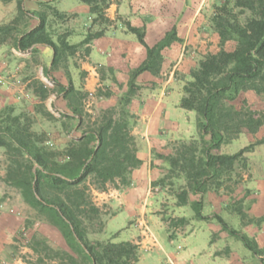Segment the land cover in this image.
I'll return each instance as SVG.
<instances>
[{
	"label": "trees",
	"instance_id": "1",
	"mask_svg": "<svg viewBox=\"0 0 264 264\" xmlns=\"http://www.w3.org/2000/svg\"><path fill=\"white\" fill-rule=\"evenodd\" d=\"M77 1L86 4L89 13L94 15L92 21L103 27L88 30L77 44H68L64 35L55 42L47 30L46 14L42 12L38 14L37 24L18 36L16 46L20 49L36 44L50 47L53 53L51 66H54L62 53L73 54L78 47L102 36L105 26L112 23L105 14L109 0ZM229 4L224 0L215 5L210 18L211 27L219 37L218 50L206 53L197 61L182 87L179 105L194 111L198 138L173 141L171 154H157L170 173L176 171L185 179L186 187L176 193L179 206L187 204L189 192L194 195L206 192L222 173L231 171L236 162L245 163L244 154L263 141L256 140L231 154L215 151L236 139L241 132L255 133L264 125V114L251 110L245 99L239 108L234 105L243 91L264 94V0H233L232 7L239 12H234ZM16 9L20 15V0H16ZM243 11L249 14L240 19L239 14ZM53 13L58 15L54 9ZM13 23L14 19L0 25V32L8 34ZM124 25L145 47L146 57L129 71L126 90L118 98L117 107L102 109L91 119L82 107L88 92L75 89L68 79L66 86L58 84L57 89L65 97L72 116L77 118L75 129L81 128V131L62 150H50L37 144L29 123L21 121L20 115L11 116L9 124L0 128V147L8 157L4 180L18 188L24 202L57 227L70 245L79 246L80 261L65 253L71 264H137L138 261L137 244L131 241L92 242L87 238L86 222L101 214L91 199L90 190L105 191L116 180L119 185L128 184L131 169L141 163L136 156L135 138L130 127L135 116L127 105L139 88L135 83L138 74L143 71L158 73L162 63L161 50L179 39L172 28L157 43L148 46L143 28L133 27L128 21ZM229 40L235 44L227 50L225 43ZM83 51L88 53L89 47ZM97 91V95L109 96V91L104 94ZM39 94L44 99L48 90L41 86ZM190 207L196 219H206L201 213L200 199L191 201ZM238 214L242 223H247L241 210ZM215 218L223 230L253 255L259 256L264 264V247H259L254 238L228 226L219 215ZM262 220L264 214L255 222ZM179 223L184 224L185 219L179 218ZM55 253L59 251L55 250Z\"/></svg>",
	"mask_w": 264,
	"mask_h": 264
},
{
	"label": "crops",
	"instance_id": "2",
	"mask_svg": "<svg viewBox=\"0 0 264 264\" xmlns=\"http://www.w3.org/2000/svg\"><path fill=\"white\" fill-rule=\"evenodd\" d=\"M220 1L222 0H109L105 14L112 20L111 25L105 26L102 36L84 44L83 48L78 47L73 54H66L64 69L58 62L51 66L53 53L50 47L43 44L31 46L38 60L45 67L43 72L54 77L58 84L66 86L67 80L70 79L75 89L87 92H93L96 88L100 90L102 86L104 90L106 85L109 96L99 95V98L105 101L110 97H117L118 93L125 92L129 71L137 67L146 57L145 47L138 42L132 32L126 29L124 22L128 21L133 27L143 28L144 41L148 46H153L166 32L175 28L179 40L173 41L161 50L162 63L158 73L143 71L138 74L135 83L139 88L127 105L129 112L135 116L131 134L135 138L136 156L141 163L131 169L128 184L96 193L98 197L96 199L105 203L110 211L105 221V228L107 230L110 224L114 226L112 230L107 231L118 232L115 237L117 241H136L138 235L144 233V227H147L148 223H156V219L150 214L153 211L152 204L145 202L148 188L160 175L155 154L166 153L170 141L196 135V115L194 111L180 107L179 101L184 82L189 79V70L195 66L197 58L218 50V34L211 30L206 20L212 14L213 6L218 5ZM42 4L56 10L58 16H70L63 24L57 21L53 23L63 25L64 38L68 44H77L88 30L95 31L103 27L92 21L94 15L89 13L88 6L77 0H20L24 19V29L20 36L37 24L38 14L45 13L46 19L52 17V14L41 11ZM15 13L16 0H0V24L9 21ZM50 35L56 42L55 36ZM227 45L226 42L227 50L232 49L227 48ZM86 46L89 47L88 53L83 51ZM79 51L81 56L77 59L76 55H79ZM5 61L7 60L3 59L2 62ZM114 80L122 86L118 92L113 83H110L115 82ZM0 92L3 93L1 90ZM55 92L56 101L52 102L53 107L72 116L66 101L61 102L62 92L57 88ZM239 97L250 104H255L254 106L264 114L262 94L258 95L247 90L241 92L237 99ZM261 139L262 142L257 143L251 151L244 154L246 190L242 194V204H246V212L252 218L264 214V125L255 133L241 132L236 139L227 144L228 150L224 152L234 153ZM15 224H20L18 218L0 211V234L10 225L8 231L12 235ZM242 231L253 237L259 247H264V220L259 223H248ZM122 234H124L123 238ZM191 237L186 236L182 240L181 252L170 251L172 243L166 241L161 253L145 252L140 255L137 264H242L237 258L234 262L233 251L222 257L215 255L217 249H220V246L212 248L216 245L215 242L210 244L206 242L208 251L207 248L196 249L194 247L196 239ZM229 239L230 237L225 238L228 244ZM193 253L197 256H193ZM193 259L198 262H191Z\"/></svg>",
	"mask_w": 264,
	"mask_h": 264
},
{
	"label": "rangeland",
	"instance_id": "3",
	"mask_svg": "<svg viewBox=\"0 0 264 264\" xmlns=\"http://www.w3.org/2000/svg\"><path fill=\"white\" fill-rule=\"evenodd\" d=\"M223 1L224 0L220 1L218 5ZM228 1L230 2V7H232L233 0ZM41 9V11L52 14L53 18L48 17L46 21L47 30L50 34L55 36L57 41L58 37L64 35V31L63 25L59 26L53 24L54 21L63 24L70 16L55 15L52 8L46 4H42ZM232 9L234 12H239L237 8L232 7ZM248 14L247 11H243V13L239 14L240 19L248 16ZM211 16L212 14L208 17L206 22H208L211 30H213L210 22ZM13 19L14 23L12 25V30H10L8 34L0 32V66L3 68H0V90L3 91V93L0 92V128L9 122L11 116L20 115L21 121L29 123L30 130L34 133L33 139L37 144L43 145L50 150H62L69 141L79 136L81 128L75 129L77 118L68 115L65 111H59V115H55L51 112L48 100L51 98V105L54 100L56 101L55 90L58 83H56L54 77L48 76L52 79L53 86L48 87L46 85L45 87L43 85L41 73L45 75L43 72V68L45 67L38 60L33 48H31V52L28 55L23 56L12 52V49L17 47L16 40L24 29L22 14L20 13V15H18L16 9L15 15L9 21L0 24H7ZM227 43V48H233L235 44L232 40L227 41ZM79 48L83 47L81 46ZM65 56L66 53H62L58 57V63L62 69H64L63 64ZM80 56L81 51H79L78 56L76 55L77 59ZM3 59L8 62H2ZM197 59L199 60L200 57ZM80 79H82V77ZM110 83H113L117 92L122 89L120 83ZM41 86L48 90V95L44 99H42L39 94ZM107 88L108 87L104 85V90H102V86L99 92L103 94L108 91ZM97 90L96 88L93 92H88L87 96L82 100L83 111L90 114L91 119L97 116L102 109L117 107L118 98L124 94V92L122 94L118 93L117 97H110L103 101L99 98L100 96L97 95ZM262 95L264 96V94ZM62 101L63 103L66 101L63 95L61 96V102ZM241 101L239 97L235 100L234 105L239 108L241 106ZM247 104L255 113L261 112V110L254 106L255 104L253 105L251 103V105L249 102H247ZM68 110L71 113L69 108ZM66 112L68 111L66 110ZM134 122L135 119L131 121L132 124H130V127H132ZM192 138H198L197 128L196 135L190 136L187 139H176L173 141H190ZM173 141L168 143V148L165 150L166 153L160 154H171ZM226 146L227 144H223L215 151L224 153L228 150ZM155 157L158 161L160 175L148 188L145 195V202L146 204H152L153 211L150 214L156 219V223H148L147 227L143 225L142 227H144V230H142L144 233L138 235L136 241H131L137 244L138 260L140 255H143L145 252L159 251L161 253L166 241L172 243L170 251L181 252L183 249L182 240L186 236H192L191 238L196 239L194 245L196 249L205 248L206 250L207 248L206 251H208L209 247L206 246V242L208 244L215 242L216 245H213L212 248L220 246V249H217L214 253L217 256H226L230 251H233V256L235 254L233 257L234 262L237 258V261H241L242 264H261L260 257L253 255L239 240L230 236L227 231L223 230L220 223L215 218V215H219L228 226L240 232H243L242 228L248 223H256L255 221L257 218L250 217L246 212V204H242V194H244V190H246L244 187V175L246 174L245 163L242 161L236 162L233 169L222 173L219 179L215 181V184L211 185L206 192L197 195L189 192L187 194V204L179 206L176 204V193L180 192L181 188L186 187L185 179L181 174L179 175L176 173V171L170 173L167 164L163 162L162 158L157 157V153ZM7 158L4 148L0 147V211L15 216V218L19 219L20 224L14 225L12 230L14 232L12 235L10 231H8L10 225L1 232L0 264H71L65 253L72 255L80 261L82 253L79 246L70 245L57 227L49 224L42 215H39L24 202L18 188L8 184L4 180L8 164ZM162 178L163 181L161 182L160 180ZM117 185H119V180H116L114 184H109L107 190ZM99 192L103 191L95 188H91L90 190L91 199L100 208L101 214L99 218L86 222V236L92 242H120L115 239L118 232H109L113 229V225H108L107 230L109 231L105 228V221L110 211L105 203L96 199L98 198L96 193ZM198 199L202 202L201 213L206 216V219H196L193 215L190 202ZM238 210H241L242 214L245 216L243 219L247 223H242V218L238 214ZM179 218H184L185 223L180 224ZM6 225H8V222ZM1 226L6 227L4 224H1ZM121 237L123 238L124 234H122ZM226 237H230L229 244L225 240ZM136 242H139V244ZM140 245H142L141 248ZM45 246L53 250L51 251ZM55 250L59 251V253L56 254ZM203 251L204 250H202V252ZM244 252L248 253L245 254ZM193 256L196 257L197 254L193 253ZM195 261L198 262L194 259L191 262L194 263Z\"/></svg>",
	"mask_w": 264,
	"mask_h": 264
},
{
	"label": "built area",
	"instance_id": "4",
	"mask_svg": "<svg viewBox=\"0 0 264 264\" xmlns=\"http://www.w3.org/2000/svg\"><path fill=\"white\" fill-rule=\"evenodd\" d=\"M12 52L14 53V54H17V55H20V56H23V55H28L30 52H31V47H29V48H26V49H20V48H18V47H16V48H13L12 49ZM41 72H42V69H41ZM41 79H42V81H43V85L46 87V85L48 86V87H52L53 86V81H52V79L50 78V77H48V75H44L43 73H41ZM50 104V110H51V112H53L55 115H59V110H57L56 108H54L52 105H51V98H49V100H48V105ZM53 108H52V107Z\"/></svg>",
	"mask_w": 264,
	"mask_h": 264
}]
</instances>
